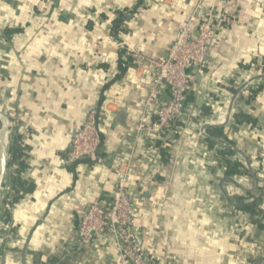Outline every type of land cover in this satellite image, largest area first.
Here are the masks:
<instances>
[{"label":"crops","instance_id":"0c3cea01","mask_svg":"<svg viewBox=\"0 0 264 264\" xmlns=\"http://www.w3.org/2000/svg\"><path fill=\"white\" fill-rule=\"evenodd\" d=\"M225 1L0 0V111L33 184L14 201L8 166L0 264H122L111 234L85 247L77 235L94 202L112 201L118 171L159 261L264 264V0L231 1L235 24L218 33L168 155L137 133L152 73L132 54L167 57L186 24ZM93 111L99 160L64 163Z\"/></svg>","mask_w":264,"mask_h":264},{"label":"built area","instance_id":"2783aa9c","mask_svg":"<svg viewBox=\"0 0 264 264\" xmlns=\"http://www.w3.org/2000/svg\"><path fill=\"white\" fill-rule=\"evenodd\" d=\"M232 0H226L223 8L210 7L202 12V19L192 30L186 24L172 45L167 57L148 60L138 54L132 57L145 61L152 73L147 91L146 116L141 117L137 133L149 132L153 142L166 144L187 114L189 95L195 89L204 69L210 65V55L218 33L235 24ZM118 44V47H121ZM150 117V120L147 118ZM98 112H90L84 125L76 131L70 149L63 162L74 164L81 161L97 162L101 136L97 126ZM202 134L206 136L203 128ZM128 174L118 171L115 193L108 204L94 202L83 216L77 230L80 247L108 234L121 256L122 264H166L146 250L135 232L133 197L127 191Z\"/></svg>","mask_w":264,"mask_h":264},{"label":"trees","instance_id":"16d2710c","mask_svg":"<svg viewBox=\"0 0 264 264\" xmlns=\"http://www.w3.org/2000/svg\"><path fill=\"white\" fill-rule=\"evenodd\" d=\"M129 65V60H125L121 63V67L127 68ZM191 95V94H190ZM189 95V97H190ZM242 118H246L244 115H240L239 119ZM175 128L177 126H182L183 123L181 121H177L175 122ZM210 130L213 131V135H217L220 136L223 134L222 129L220 128H210ZM178 133L179 132H175V134L167 140L166 145H168L169 143H172L173 140L175 138L178 137ZM155 146L159 149V151L161 152V155H163L164 157L167 156L168 154V146H165L164 142L162 141H157L155 143ZM223 153H230L229 151H223ZM14 164L17 165V170L15 172V174H13L11 176V183L13 185V193H15V197H14V201L18 200L19 198H21L23 196V194L27 193L28 191L33 189V184L23 180L21 178L20 172L21 170L26 167L25 164V151L24 148L22 147V145L19 143V138H15L10 145V149H9V162H8V166L12 167L14 166ZM228 164H230V162H228Z\"/></svg>","mask_w":264,"mask_h":264},{"label":"water","instance_id":"95a60500","mask_svg":"<svg viewBox=\"0 0 264 264\" xmlns=\"http://www.w3.org/2000/svg\"><path fill=\"white\" fill-rule=\"evenodd\" d=\"M124 119V114L121 116ZM0 121L2 128L0 130V204L2 201L3 189L8 169V155L10 144V127L11 122L9 118L0 111Z\"/></svg>","mask_w":264,"mask_h":264}]
</instances>
